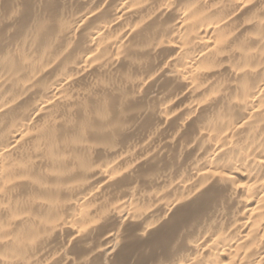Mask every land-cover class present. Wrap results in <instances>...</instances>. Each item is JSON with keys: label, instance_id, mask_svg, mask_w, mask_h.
<instances>
[{"label": "bare ground", "instance_id": "obj_1", "mask_svg": "<svg viewBox=\"0 0 264 264\" xmlns=\"http://www.w3.org/2000/svg\"><path fill=\"white\" fill-rule=\"evenodd\" d=\"M0 264H264V0H0Z\"/></svg>", "mask_w": 264, "mask_h": 264}]
</instances>
